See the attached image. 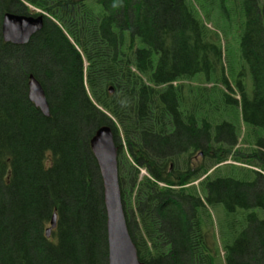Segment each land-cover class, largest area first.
I'll return each instance as SVG.
<instances>
[{
  "label": "trees",
  "instance_id": "16d2710c",
  "mask_svg": "<svg viewBox=\"0 0 264 264\" xmlns=\"http://www.w3.org/2000/svg\"><path fill=\"white\" fill-rule=\"evenodd\" d=\"M263 6L0 0V264L108 263L102 181L89 143L103 125L113 134L141 262L264 264ZM212 9L221 35L207 25ZM7 12L42 15V27L26 44L6 42ZM30 75L48 116L28 98ZM194 78L203 84L191 85ZM241 127L253 143L243 151L235 149ZM215 206L223 209L219 225Z\"/></svg>",
  "mask_w": 264,
  "mask_h": 264
},
{
  "label": "water",
  "instance_id": "95a60500",
  "mask_svg": "<svg viewBox=\"0 0 264 264\" xmlns=\"http://www.w3.org/2000/svg\"><path fill=\"white\" fill-rule=\"evenodd\" d=\"M264 16V6L262 9ZM43 23L42 15H20L7 12L2 19V35L6 42L16 45L26 44L37 33ZM112 91V88H109ZM28 98L45 115L49 107L40 82L32 75L28 81ZM90 148L96 160L103 188V201L106 211V235L108 248L107 264H144L138 259L136 248L128 232L117 168V151L111 128L100 126L90 138ZM56 226V213L52 214L46 237Z\"/></svg>",
  "mask_w": 264,
  "mask_h": 264
},
{
  "label": "rangeland",
  "instance_id": "374dc122",
  "mask_svg": "<svg viewBox=\"0 0 264 264\" xmlns=\"http://www.w3.org/2000/svg\"><path fill=\"white\" fill-rule=\"evenodd\" d=\"M261 1H264V0H261ZM196 8L199 10L198 5H196ZM31 9H33V8H31ZM202 11H204V10L202 9ZM211 20H212L211 22L207 23L208 27L216 30L221 35L220 30L215 29L212 26V23H217V25L220 24V20L218 18L217 12L214 9L211 10ZM237 34H238V27L237 26L235 28L232 27L231 32H230V36H229V44L232 46V52L233 53L235 52V49L238 48V38L239 37L237 36ZM236 39H237V41H236ZM222 45H224L223 37H222ZM234 61L236 62L235 66L236 67L239 66L237 64L238 62L235 60V58H234ZM245 67H246V65H245ZM203 82L204 81L201 78H199V79L194 78L190 84L191 85H194L197 83L203 84ZM246 83H248L249 87H251V78H250V74L247 70V67H246ZM205 85L209 86V84H205ZM252 145H253L252 135H250L249 131L247 129H245V127H241L240 137H239L238 144L235 147V149H241L243 151L244 149H246L244 147H248V146H252ZM144 173H145L144 170H141V174H144ZM255 191L258 192V189H255ZM210 212H211L214 223L219 225V219H220L221 215L223 214V209L219 206H215V207H212V209L210 208Z\"/></svg>",
  "mask_w": 264,
  "mask_h": 264
}]
</instances>
